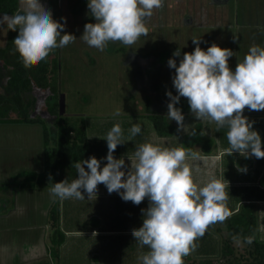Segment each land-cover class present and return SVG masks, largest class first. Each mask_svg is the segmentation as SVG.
Segmentation results:
<instances>
[{
	"label": "rangeland",
	"instance_id": "1",
	"mask_svg": "<svg viewBox=\"0 0 264 264\" xmlns=\"http://www.w3.org/2000/svg\"><path fill=\"white\" fill-rule=\"evenodd\" d=\"M54 1L57 21L64 23L61 18L66 17L64 32L76 37L67 46L58 48L59 90L60 94L65 95V111L62 116L84 118L90 139L106 136L111 127L119 123L123 133L124 154L127 152L126 141L132 138L129 129L133 123L141 125V132L156 133L148 115H167L168 97L165 92L170 90L176 94L171 80L174 69L167 66V61L175 50L181 51V57H176L178 63L184 52L194 49L192 39H199L200 47L204 49L216 43L233 51L229 66L234 70L252 44L264 46V0H164L162 7L153 9L152 15L145 18L147 35H142L132 45H124L118 41L109 42L103 51L88 46L80 39L85 23H95V19L89 14L87 0ZM11 69L12 65L2 68L8 74ZM5 81L6 77L0 80V92L6 89ZM51 93V90H41L33 86L27 96L33 115H41L54 128L55 116L47 109L48 96ZM177 107L184 114L183 123L188 120L199 123L200 132L201 128L207 126L208 133L215 140L229 144L227 126L218 127L210 119L197 120L190 112L184 97H181ZM118 110L120 114L114 115ZM243 114L254 121L253 129L263 140L264 110L249 111L246 107ZM170 121L176 123L174 120ZM53 145L52 140L48 147L43 146L40 124H0V190L7 188L0 191V245L7 244L0 246V264H95L93 253L101 257V262L105 261L106 253L109 256L118 255L120 250H123V254L132 253L135 245L128 244L126 236L92 237L84 233L76 237V244H72L73 239L69 237L71 244L62 250L64 256L61 259L53 257L50 252L44 254L42 246H37L36 249L26 244L32 238H43V234H46L47 230L42 228L48 216H44L43 209L57 198L50 192L52 186H48L47 192L21 188L20 183L25 181V177L17 179L14 175L25 170L42 171L45 152L50 151ZM118 157L121 158V155ZM32 184L39 185L35 182ZM116 200L122 201L117 198L100 199L99 205L94 207L98 212L97 217L108 211V217H111V222H107L108 226H115L114 220L127 226L128 222L142 223L141 213L139 218L133 212L124 213L125 207L121 206L127 205L125 202L119 207L109 208L112 204H120L115 203ZM66 206L73 208L72 205ZM69 211L71 214V210ZM84 212L82 220L80 216L74 215L79 221L73 222L72 226L78 224L80 230L85 231L90 230V224L88 211ZM64 216L67 221L69 212L65 211ZM39 227H42L43 233L37 230ZM15 240H21L25 245L15 251V246H12ZM253 247L247 246L242 255L250 254ZM119 248L121 249L116 251ZM70 249L74 254L67 255ZM246 259L250 260V257L246 256ZM96 264L103 263L97 261Z\"/></svg>",
	"mask_w": 264,
	"mask_h": 264
},
{
	"label": "clouds",
	"instance_id": "2",
	"mask_svg": "<svg viewBox=\"0 0 264 264\" xmlns=\"http://www.w3.org/2000/svg\"><path fill=\"white\" fill-rule=\"evenodd\" d=\"M163 2L87 0L95 23H85L80 39L100 51L109 42L132 45L147 35L145 18L152 15L153 9L162 7ZM21 4L14 14H0V32L5 28L7 31L19 29L14 41L25 63H39L53 49L63 48L76 39L64 32L66 17L61 18L64 23L53 19L42 0H21ZM192 42L194 49L184 52L178 63L179 49L167 61V66L174 69L171 80L176 91L175 95L170 90L165 92L168 119L177 123L178 131H188L182 109L177 107L184 97L197 120L210 119L218 127L227 126L230 153L264 158V144L253 129L254 121L243 114L246 107L249 111L264 110V46L252 44L233 70L229 66L231 49L216 43L204 49L199 39ZM119 114V110L114 113ZM140 132L141 125L133 123L130 135ZM122 134L120 124H114L103 138L107 143L106 156L97 159L93 155L76 162V177L71 182L67 179L53 182L50 192L61 200L85 199L84 193L88 197L96 195L98 184H103L109 194L116 192L125 202L139 205L147 198L148 207L141 209L142 224L131 232L141 247L148 248L138 255V261L140 264H184L183 257L195 249V240L204 235L207 226L222 222L229 215L225 204L226 186L215 177L202 186L194 182L182 147L141 143L129 167L123 157L113 155L123 143ZM191 134H195V129ZM102 160L106 161L103 166Z\"/></svg>",
	"mask_w": 264,
	"mask_h": 264
},
{
	"label": "crops",
	"instance_id": "3",
	"mask_svg": "<svg viewBox=\"0 0 264 264\" xmlns=\"http://www.w3.org/2000/svg\"><path fill=\"white\" fill-rule=\"evenodd\" d=\"M42 2L47 8L50 9L54 19L55 8L51 1L42 0ZM19 5L21 8V0H19ZM2 13L4 12H0V14ZM8 35L9 30L7 31L6 28L3 32H0V47L3 48L6 46ZM14 60L15 57L13 55H8L5 61L0 58V75H2L0 76V80L3 77H6L7 81V78L10 73H6L2 70V68H6L7 65H12ZM173 124L177 127V130L174 134L170 136H160L156 131V133H154V131H150L148 134L141 132L137 136H131L132 138H129V141H126L125 144L127 147V152L124 154L122 150L120 155L124 158L125 164L130 167L131 161L134 160V153L136 151V148L141 143L151 142L154 145H159L161 147H182L186 152L185 163H187L191 168L194 182L202 186L212 177L223 180L226 186L225 191L226 193H228V198L225 204L229 215L222 222L217 221L207 226L204 235L197 237V239L195 240L196 247L193 251H191L192 253L190 252V254L183 257L184 264H256L259 260V257L256 255V253H252L253 248L255 247V244L257 242H264V158L258 159L255 156H250L246 158L238 152L230 153V145L225 142L222 143L218 140H215L213 136L208 133L207 126H205V128H201V134L205 139L211 140L212 144L209 149L207 147H204L202 144L191 142L188 143L186 142V140L190 136L191 130L194 128L196 129L198 127L200 129V124H195L194 121L188 120L184 123L185 128L188 130L186 132L183 129L178 131L177 123ZM262 136L264 137V135ZM263 142L264 139L262 140V143ZM104 163H106V161L102 162L101 166H103ZM242 169H246V171H242ZM20 186L21 188L39 189V191L44 190L47 192L49 185H47V183L37 186L30 184L28 185V182L25 180L24 182L20 183ZM5 189L7 188L4 187L1 190L5 191ZM3 195L4 194H2V196ZM84 196L85 199H60V227L65 233V238L63 243L59 247V259L63 258L64 256L62 250L67 248L69 246L68 244H71L70 240L68 239L69 237L70 239H73L72 244H76V237H80L81 234L86 233L92 237H98L100 235H111L122 238L121 236H126L129 240L128 244L132 243L133 245H135L133 252L129 254H123V250H120L121 248L116 250H120L117 252L118 255L116 256H109L106 253V259L104 262H101V257H97L96 254L93 253L92 256L93 260L95 261V264L97 261L103 264H140V261H138L137 257L142 252L148 251V248L147 246L141 247L138 242L135 241L131 232L133 228L140 227L142 223L137 224L136 222H128L127 226L118 224L120 221L116 222L114 220L115 226H108L107 222H111V217H108L109 212L105 211V215L102 214L103 216L99 215L97 217L98 212L94 209V207L96 208V206L99 205L100 199H121V197L116 192H112L111 194H109L103 184H98L96 195L88 197L87 193H84ZM116 202H120V204H112V206L109 208L119 207L121 206V204L126 203L127 205L121 206L125 207L124 213L133 212L134 216L137 215V218L140 217L139 215L141 213V220L143 219L141 209H146L149 204L147 198H145L139 205H135L131 201L125 202L124 200H116L115 203ZM52 204L53 200L43 209V212L45 213L44 216L48 217L46 218V222L44 223V228H41L42 230H47L46 234H43V238H32L31 240H29L28 243H26L28 246L32 245L36 247V249L37 246H42L44 248L43 250H45L44 254L46 255L48 252H50L51 246L52 226L49 219V210ZM66 205H72L73 208H71V206ZM34 208L37 207H35L34 205ZM69 210H71V214ZM86 210L88 211L87 217L88 222L90 224V230H80V226H78V224L76 223L75 227L72 226L73 222L79 221L77 216H80L81 220L84 219V211ZM65 211L69 212V217H67V221L65 219L66 217L64 216ZM74 215L77 216L74 217ZM125 215V218H127V214ZM251 215L254 217L256 222L254 234L249 236L248 239H245L231 233L230 226H234L239 223H244L245 218ZM102 220H104V222ZM101 221L104 224H102ZM128 221H130L129 217ZM41 228L39 227L37 228V230L41 232ZM41 233H43V231ZM46 237H48V239ZM226 241H230L233 250L232 252H229L228 250H226V252L224 250V243ZM9 244H11V242ZM1 245L3 246L4 244ZM5 245L7 246L6 243ZM23 245L25 244L21 240H15V242H12V246H15V251L19 250V248H22ZM251 245L254 247L251 249L250 254L242 255L243 253H245V248ZM78 248L79 247H77V250ZM94 250L95 249H93V251ZM112 252L115 251L112 250ZM71 253L74 254L72 249L67 252V255H72ZM246 256L250 257V260L246 259ZM244 257L245 259H243Z\"/></svg>",
	"mask_w": 264,
	"mask_h": 264
},
{
	"label": "trees",
	"instance_id": "4",
	"mask_svg": "<svg viewBox=\"0 0 264 264\" xmlns=\"http://www.w3.org/2000/svg\"><path fill=\"white\" fill-rule=\"evenodd\" d=\"M50 1L55 8L54 19L57 20L55 1ZM19 8V0H0V12L14 14ZM18 30H9L6 46L0 47L2 60L5 61L8 55L15 57L6 81V89L4 92H0V124H40L43 133V146L48 147L52 140L54 145L50 151L45 152L42 171L25 170L17 173L14 177L17 179L21 176L25 177L24 179L31 185H34L32 182L39 185L47 183L50 187L53 182L64 179L71 182L77 175L74 167L76 162L93 155L97 159L106 156L107 143L103 139L105 137L90 139L84 118H68L60 115L58 48L53 49L39 63L27 64L14 41ZM33 86L41 90H51L52 93L48 96L47 109L51 115L55 116L54 128L49 126L41 115H33L27 96ZM148 117L152 120L155 130L160 136H170L177 130V127L165 114L150 113ZM186 142L202 144L208 149L212 144L211 140L202 136L199 127L195 129L194 135L191 134L188 137ZM121 151L122 144H119L113 153L114 157L120 156ZM102 162L104 161L102 160ZM30 181L32 182L30 183ZM60 217V199L57 198L49 210V219L53 229L50 253L55 258L59 257V247L65 238V233L60 227ZM255 223V219L251 215L245 218L244 223L230 226V231L234 235L248 239L255 233ZM224 250L233 251L230 241L225 242ZM252 253H256L259 257L256 264H264V242H257Z\"/></svg>",
	"mask_w": 264,
	"mask_h": 264
},
{
	"label": "water",
	"instance_id": "5",
	"mask_svg": "<svg viewBox=\"0 0 264 264\" xmlns=\"http://www.w3.org/2000/svg\"><path fill=\"white\" fill-rule=\"evenodd\" d=\"M59 108H60V115H62L65 111V95L60 94V100H59Z\"/></svg>",
	"mask_w": 264,
	"mask_h": 264
}]
</instances>
